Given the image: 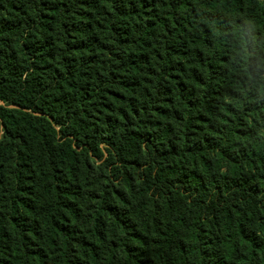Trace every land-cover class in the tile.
Segmentation results:
<instances>
[{
  "label": "trees",
  "instance_id": "trees-1",
  "mask_svg": "<svg viewBox=\"0 0 264 264\" xmlns=\"http://www.w3.org/2000/svg\"><path fill=\"white\" fill-rule=\"evenodd\" d=\"M0 264H264V0H0Z\"/></svg>",
  "mask_w": 264,
  "mask_h": 264
}]
</instances>
